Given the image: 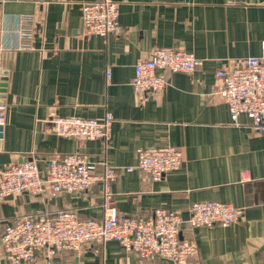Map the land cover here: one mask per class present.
Returning a JSON list of instances; mask_svg holds the SVG:
<instances>
[{"label": "crops", "instance_id": "1", "mask_svg": "<svg viewBox=\"0 0 264 264\" xmlns=\"http://www.w3.org/2000/svg\"><path fill=\"white\" fill-rule=\"evenodd\" d=\"M98 1L0 4V77L8 71L0 171L30 159L46 173L54 155L82 154L119 170L111 207L121 217L165 209L187 219L189 207L199 202L243 208L242 221L228 227L183 226V235L199 248L189 264H264V135L245 115L238 123L231 119L216 75L261 56L264 0H114L123 32L107 37L84 33L82 6ZM22 15L34 20L31 50L17 49ZM157 48L191 52L205 64L191 74L169 73V85L159 93L137 95L131 85L135 65ZM109 113L114 121L107 143L59 137L47 122L72 116L102 121ZM165 146L181 150L184 163L156 182L137 168V150ZM61 210L81 220L104 219L101 186L80 195L0 197V228ZM31 264L171 263L143 260L109 241L55 256L40 253Z\"/></svg>", "mask_w": 264, "mask_h": 264}, {"label": "built area", "instance_id": "2", "mask_svg": "<svg viewBox=\"0 0 264 264\" xmlns=\"http://www.w3.org/2000/svg\"><path fill=\"white\" fill-rule=\"evenodd\" d=\"M12 1L0 0V4ZM19 20L17 49L31 50L35 31L33 17L22 15ZM82 22L87 35L107 37L123 32L119 5L114 0L84 3ZM204 64L205 60L194 53L157 48L149 59L136 63L131 85L137 95L159 93L169 85V73L191 74ZM216 75L219 79L217 94L227 103L231 119L238 123L245 115L251 121L252 130L264 135V46L260 57L248 58L240 66L222 69ZM7 109L6 103H0V126L5 124ZM113 121L110 113L102 121L75 116L47 120L52 125V132L59 137L105 143L110 140ZM137 155V168L156 182L163 181L167 173L180 170L184 163L183 152L173 146L140 148ZM134 169L126 167L128 172ZM118 177L119 170L105 160L97 164L82 154L54 155L46 173L30 159L1 170L2 198L48 192L80 195L100 185L107 214L102 220H81L72 210L19 217L0 228V260L5 259L9 264H31L40 253L55 256L60 252H77L87 246L115 241L143 260L189 264L198 256L199 248L192 237L183 235L184 225L191 229L228 227L241 222L245 215L243 208L231 204L199 202L189 207L187 219L179 212L165 209H158L151 216L121 217L111 207V189Z\"/></svg>", "mask_w": 264, "mask_h": 264}, {"label": "water", "instance_id": "3", "mask_svg": "<svg viewBox=\"0 0 264 264\" xmlns=\"http://www.w3.org/2000/svg\"><path fill=\"white\" fill-rule=\"evenodd\" d=\"M2 76L0 77V82H1V95H0V103H5V98H6V88H7V75L8 71H2ZM4 136V126H0V139H3ZM12 198V197H11ZM171 264H174L173 262H170Z\"/></svg>", "mask_w": 264, "mask_h": 264}, {"label": "trees", "instance_id": "4", "mask_svg": "<svg viewBox=\"0 0 264 264\" xmlns=\"http://www.w3.org/2000/svg\"><path fill=\"white\" fill-rule=\"evenodd\" d=\"M159 260H161V259H159ZM164 261V260H163Z\"/></svg>", "mask_w": 264, "mask_h": 264}]
</instances>
